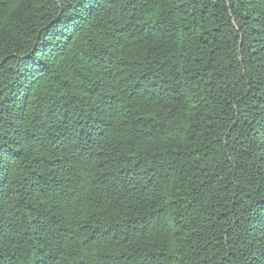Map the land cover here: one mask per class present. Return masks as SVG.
Masks as SVG:
<instances>
[{
  "label": "trees",
  "instance_id": "obj_1",
  "mask_svg": "<svg viewBox=\"0 0 264 264\" xmlns=\"http://www.w3.org/2000/svg\"><path fill=\"white\" fill-rule=\"evenodd\" d=\"M0 264H264V0H0Z\"/></svg>",
  "mask_w": 264,
  "mask_h": 264
}]
</instances>
